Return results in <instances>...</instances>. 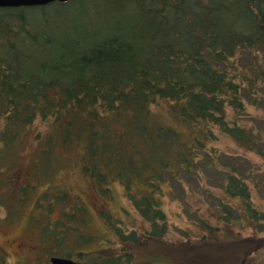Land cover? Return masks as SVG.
Listing matches in <instances>:
<instances>
[{
  "label": "rangeland",
  "instance_id": "obj_1",
  "mask_svg": "<svg viewBox=\"0 0 264 264\" xmlns=\"http://www.w3.org/2000/svg\"><path fill=\"white\" fill-rule=\"evenodd\" d=\"M206 1L214 9L212 26L218 48V43L232 33L234 24L223 0ZM191 7L192 0H165L164 14L155 19L148 17L146 9L137 0H69L21 9L0 8V96L11 101L19 99L10 88V80L19 82L20 79V83H28V90H32L33 95L26 100L33 101L43 88L49 85L58 87L72 81L69 79L81 80L101 66L98 82L102 91L86 88L84 109L102 103L107 110H112L120 100L135 107L133 131L153 150L154 180L163 193L160 211L152 210L144 199L130 202V184L137 177L134 165L114 147L107 127L96 120L94 114L90 115L95 121L87 146V170H83L82 161L74 162L75 156L72 155L57 166L55 174L37 180L31 166L35 158L33 153L37 150L34 138L37 134L41 135L39 139L45 138L47 131V126L37 121L27 141L30 147L19 151L16 160H12L15 162L13 170L18 175L17 187L27 184L31 195L20 212L15 213L17 221L13 224L6 223L7 213L0 209V253H3L6 264H21L31 256L42 263L48 260V248L34 253L40 245V230L31 226L30 217L36 199L43 198L49 187V195L60 190L67 195L65 199L69 204H73L71 199L75 198L84 206L89 219V226L81 227L84 236L95 235L91 241L95 244L100 238L106 241L104 247L88 246L89 251L107 248L108 240L113 241V247L118 249L111 225H120L127 233L136 230L145 239L162 240L183 248L190 247L186 245L195 247L198 241L209 239V233L216 232L218 239L225 237V233L219 230L222 224L212 201L220 196L214 189L218 176L206 171L200 180L186 172L170 174L162 162L167 163L176 137L170 130L151 124L143 109L148 95L154 101L149 104V109L158 122L169 129L184 131L174 121L169 101H185L191 113L212 120L219 140L208 146L214 147L221 155L222 164L234 165L242 173L248 169L246 160H249L252 167L259 170L254 176L258 183L264 176V159L237 147V131L220 117L221 104L212 101L205 92L194 90L198 85L197 78L193 69L184 63L186 57L196 54L194 29L188 12ZM146 38L151 42L150 51L128 52L131 46ZM4 84L6 89L4 87L3 91ZM130 86L133 90L130 95L117 93L118 88ZM157 89L161 100L155 102ZM248 111L256 119L242 118V121H251L255 129L264 134V113L253 108ZM227 114L230 120L231 111L227 110ZM1 130L0 122V133ZM13 174L6 166L0 174V182ZM253 195L255 205L264 210V187L258 196ZM224 201L233 207L238 205L237 201ZM58 213L52 211L51 219H56ZM40 222L35 216V224ZM233 229L242 236L253 234L251 229H239L238 226ZM163 245L151 243L134 247L132 264H181L176 256L180 254L176 251L169 254V246ZM176 258L180 262H176Z\"/></svg>",
  "mask_w": 264,
  "mask_h": 264
},
{
  "label": "trees",
  "instance_id": "obj_2",
  "mask_svg": "<svg viewBox=\"0 0 264 264\" xmlns=\"http://www.w3.org/2000/svg\"><path fill=\"white\" fill-rule=\"evenodd\" d=\"M137 1L144 6L149 18L155 19L164 14L165 0ZM223 1L224 8L233 21L234 30L216 48V34L212 26L214 9L206 0H192V7L188 12L194 29L196 54L194 57H186L184 63L193 69L197 78L198 85L194 90L205 92L208 98L221 104L220 117L227 126L237 131V147L264 159V149L260 147H264V134L255 129L251 121H242V118L256 119L249 113V108L264 113V0ZM150 45V40L146 38L131 46L128 52L150 51ZM101 68H94L81 80L69 79L72 81L58 87L49 85L33 101L26 100L33 95L32 90H28V83H20V79L19 82L10 80V88L14 89L13 94L19 99L11 101L0 96V174L6 166L14 173L0 182V209H5L7 213V224L15 222V213L20 212L32 192L27 184L17 187L18 175L13 170L15 162L12 160H16L19 151L30 147L27 141L36 122L40 121L47 126L45 138L39 139V134L34 138L37 150L33 153L35 158L31 164L34 176H37V180H42L55 174L57 166L69 160L72 155L75 156L74 162L82 161L83 170H87V146L91 141L95 121L90 115L93 114L96 120L107 127L114 147L124 153L134 165L137 177L130 184V202L144 199L152 210H162L163 193L161 186L154 180L153 150L148 143L138 139L133 131L135 107L120 100L112 110H107L102 103L84 109L86 88L97 89L99 93L102 91L98 82ZM4 87L6 89L5 84L3 91ZM132 92L131 86L117 89V93L121 95H130ZM154 99L155 102L161 100L158 89ZM146 100L143 109L151 124L170 130L176 137L167 163L162 162L168 172H186L194 174L200 180L206 171L218 176L215 182L217 188L214 189L218 190L220 196L212 201L222 224L219 230L225 233V237L218 239L216 232L209 233V239L198 241L195 247L186 245L190 247L183 248L182 245L176 247L162 240L142 238L136 230L127 233L116 223L119 227L111 225V228L119 245L118 249L113 247L111 240L107 241V248H103L106 241L102 238L95 244L91 242L95 235H83L81 227L89 226L84 206L75 198L71 199L73 204H69L65 199L67 195L60 190L49 195L48 191L51 190L48 186L49 190L43 198L36 199L30 217L31 226L40 230V245L34 249V253L48 248V260L42 263L31 256L21 264H50L52 257L76 258L74 261L77 264H83V261H86L84 264H132L134 247L151 243L158 246L165 243L169 246V254L175 251L180 254L176 256L181 264H264V210L258 208L253 201V194L258 196L261 187H264V176L258 183L254 176L259 170L254 169L249 160H246L248 169L242 173L234 165L222 164L221 155L214 147L208 146L219 140L214 133L212 120L191 113L185 101H169L174 121L184 129L177 131L162 126L149 109V104L154 101L148 95ZM227 110L232 113L230 120ZM262 117L264 118V114ZM242 123L250 125L241 126ZM252 173L253 176L244 178ZM139 189L143 190L139 193ZM224 199L237 201L238 205L233 207L225 203ZM55 210L59 213L56 219H51V213ZM35 216L41 221L39 224H35ZM235 226L239 229H251L253 234L242 236L240 232L234 231ZM90 245L103 247L97 251H89L87 249H91L88 248ZM174 248L179 250H173ZM257 258L262 260L257 261ZM177 259L175 261L180 262ZM0 264H6L3 253H0Z\"/></svg>",
  "mask_w": 264,
  "mask_h": 264
},
{
  "label": "water",
  "instance_id": "obj_3",
  "mask_svg": "<svg viewBox=\"0 0 264 264\" xmlns=\"http://www.w3.org/2000/svg\"><path fill=\"white\" fill-rule=\"evenodd\" d=\"M69 0H0V8H26L45 6L54 2L65 3ZM50 264H77L71 258H50Z\"/></svg>",
  "mask_w": 264,
  "mask_h": 264
}]
</instances>
